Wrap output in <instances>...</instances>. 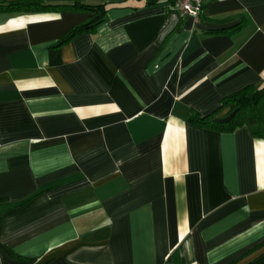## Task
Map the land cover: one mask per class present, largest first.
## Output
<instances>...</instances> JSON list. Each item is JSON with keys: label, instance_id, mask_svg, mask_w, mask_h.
<instances>
[{"label": "crops", "instance_id": "obj_1", "mask_svg": "<svg viewBox=\"0 0 264 264\" xmlns=\"http://www.w3.org/2000/svg\"><path fill=\"white\" fill-rule=\"evenodd\" d=\"M174 1L0 9V264H264V135L191 119L264 86V0Z\"/></svg>", "mask_w": 264, "mask_h": 264}, {"label": "trees", "instance_id": "obj_2", "mask_svg": "<svg viewBox=\"0 0 264 264\" xmlns=\"http://www.w3.org/2000/svg\"><path fill=\"white\" fill-rule=\"evenodd\" d=\"M77 1V2H76ZM79 5L93 12V20L75 26L67 32L60 40L59 44L66 42L78 32L89 27V25L97 24L101 19L97 18L105 11L103 4H86L75 0L74 3L68 4L64 2L51 3L45 0H9L0 4V9H23V10H41L48 8H66ZM264 86L249 84L243 88L225 96L221 101V108L230 107L229 118L224 121H214L210 116L199 117L192 114L191 119L215 130L226 132L232 131L237 127L246 125L250 128L254 135H264ZM0 248L12 254L3 244Z\"/></svg>", "mask_w": 264, "mask_h": 264}, {"label": "built area", "instance_id": "obj_3", "mask_svg": "<svg viewBox=\"0 0 264 264\" xmlns=\"http://www.w3.org/2000/svg\"><path fill=\"white\" fill-rule=\"evenodd\" d=\"M204 0H175L174 7L181 16H190L197 20L202 13Z\"/></svg>", "mask_w": 264, "mask_h": 264}]
</instances>
